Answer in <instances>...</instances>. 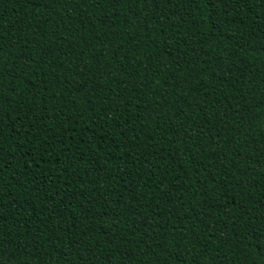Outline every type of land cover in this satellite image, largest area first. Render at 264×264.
Wrapping results in <instances>:
<instances>
[{
  "label": "trees",
  "instance_id": "16d2710c",
  "mask_svg": "<svg viewBox=\"0 0 264 264\" xmlns=\"http://www.w3.org/2000/svg\"><path fill=\"white\" fill-rule=\"evenodd\" d=\"M0 264H264V0H0Z\"/></svg>",
  "mask_w": 264,
  "mask_h": 264
}]
</instances>
